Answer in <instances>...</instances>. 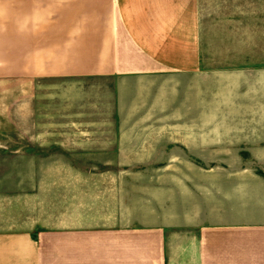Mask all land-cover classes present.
<instances>
[{
    "label": "crops",
    "instance_id": "crops-1",
    "mask_svg": "<svg viewBox=\"0 0 264 264\" xmlns=\"http://www.w3.org/2000/svg\"><path fill=\"white\" fill-rule=\"evenodd\" d=\"M242 12L216 0H0V116L14 119L16 156L40 157L15 171L66 173L78 189L58 212L54 196L41 204L39 179L36 192L0 194V264H264V175L193 176L190 191L177 179L169 210L167 195L137 207L130 182L105 174L167 170L140 157L161 146L142 126L169 117L193 156L264 157V12L254 23Z\"/></svg>",
    "mask_w": 264,
    "mask_h": 264
},
{
    "label": "rangeland",
    "instance_id": "rangeland-1",
    "mask_svg": "<svg viewBox=\"0 0 264 264\" xmlns=\"http://www.w3.org/2000/svg\"><path fill=\"white\" fill-rule=\"evenodd\" d=\"M216 1L217 6H220L221 9L224 6H230L232 8V13L237 12V18H239L240 16L239 13H243L242 11L249 13L248 19L245 20L249 23H254L255 12H264V0ZM251 13L252 15H250ZM216 114L217 117L222 118L223 110L217 108ZM168 119V123H157L142 126V130L148 131V133L158 138L157 142H159L161 146L158 149V152H160V154H158L157 156L140 157L141 159L145 160V163L150 162V159H152L153 162L157 164L166 163L168 165L167 170L105 173L112 175L114 178L118 177L121 180L130 182L127 185L129 187L128 190L132 191V188H134L135 192V195H129L128 199H126L130 203L135 202L136 206L139 207V203L142 202L148 203L156 201L160 202V200L163 201L164 197L167 195L166 197L169 198V202H172L170 205H168V208L169 210H174V201L176 197L175 188L177 179L180 181L184 180L185 191H190L191 180L193 176H198L199 179L211 176V178H213L218 183V185L227 186L229 183L224 184V182L230 181L231 177L233 179V177L243 174L247 175L248 173L252 175H264V157H261V159H257V157L247 155H223L221 153L224 150L219 147L215 148L216 154L214 155H191L190 151H187L185 146L184 148L181 146L182 141L179 139L181 134L186 136L190 135V132L187 129H184V131L182 132L180 125L172 122V118L169 117ZM217 126L220 128L218 132H215L218 143V139L219 142L222 141L221 138L223 135V124L221 123ZM16 132L17 131L14 124V119L11 120L10 117L0 116V194L9 195L16 193H30L33 190L34 192H36L37 189L35 188V186L37 180L39 179V183L41 186L39 188L41 204L46 207L48 201L50 203L52 202V200L49 199V196H54V202L57 212L58 210H62L67 202H65V200L68 199L67 197H69L70 192H73L75 190L77 191L78 189L65 188L63 180L66 179V173H56V176H48L49 173H27L15 171L17 162L26 163L32 162L33 160H35L34 162H38V159L40 158L39 156H24L22 159V157L16 156ZM150 163H152V161ZM192 163L198 164L199 168H195V171H184L183 173L177 171L176 169L177 165L184 164V166L186 167V165H190ZM230 168L232 169V171H229ZM234 169H244V171L235 172ZM87 174L90 175L93 173ZM52 179H56L55 186H47L46 184H48V181H51ZM132 180L137 181V184L132 185ZM84 191V204L87 205L89 209L95 208V189L91 186H88L84 188ZM93 191L95 192L94 194ZM141 191H148V193L152 194L151 198L149 196L142 195ZM65 193H67L68 196H65ZM157 193H160V196L156 197ZM143 197L145 199H143ZM58 215L59 214L57 213V216ZM56 222H58L59 224V222L61 221L57 220Z\"/></svg>",
    "mask_w": 264,
    "mask_h": 264
}]
</instances>
